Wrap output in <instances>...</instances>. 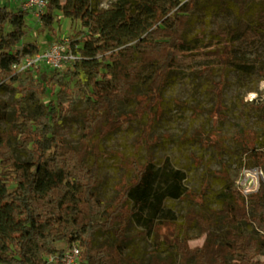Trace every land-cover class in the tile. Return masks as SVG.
Segmentation results:
<instances>
[{
    "label": "trees",
    "instance_id": "16d2710c",
    "mask_svg": "<svg viewBox=\"0 0 264 264\" xmlns=\"http://www.w3.org/2000/svg\"><path fill=\"white\" fill-rule=\"evenodd\" d=\"M237 2L244 15L254 0ZM198 3L115 0L107 7H94L91 0H48L43 24L51 27L59 11L79 20L84 28L81 38L71 42L78 46L75 51L80 59L65 72L58 70L48 77L42 71L41 80L29 85L19 82V74L40 67L25 71L14 67L27 54L26 49L17 48L27 34L25 11L15 12L0 5V88L15 92L11 101L0 99V120L10 122L7 129H0V264H48L44 254L50 252L62 264L65 250L56 247L57 241L80 246L79 264H139L124 252L132 219L148 232L162 231L165 242L179 254L180 264H264L260 258L264 180L250 194L252 211L246 214L258 234L245 235L234 243L231 262L212 258L202 247H192L182 236L175 213L166 207L168 199L180 198L186 191L183 170L158 167L151 154L144 161L132 155L125 162L132 175L122 178L111 205L95 192L101 183L102 139L123 124L119 115L122 104L137 99L149 112L162 100L177 57L190 53L185 34ZM255 20L264 30V6L255 11ZM31 46L37 51V45ZM230 52L226 46L211 54L227 64ZM149 68L153 71L146 92L136 94L134 88ZM78 77L86 80L90 89L87 104L79 112V140L72 145L56 126L75 114L70 84ZM35 93L50 98L43 110L32 113L27 103ZM215 93L214 115L220 119L224 110L221 82L216 83ZM15 150L26 158H20ZM103 212L105 220L96 221ZM99 229L113 230L116 240L95 245L94 234ZM172 262L170 257L153 255L148 264Z\"/></svg>",
    "mask_w": 264,
    "mask_h": 264
},
{
    "label": "rangeland",
    "instance_id": "374dc122",
    "mask_svg": "<svg viewBox=\"0 0 264 264\" xmlns=\"http://www.w3.org/2000/svg\"><path fill=\"white\" fill-rule=\"evenodd\" d=\"M21 1L25 0H0V5L19 12L23 10ZM91 1L94 7H107L115 0ZM263 6L262 0H254L241 15L237 0H199L185 34L190 53L177 57L162 100L149 112L137 99L122 104L119 115L123 124L100 144L101 183L95 191L99 198L111 205L122 178L132 175L126 159L136 155L144 161L151 154L158 167L170 166L185 172V193L166 202L176 215L182 236L192 247H202L212 258L222 257L228 262L232 261V249L240 237L258 234L246 214L252 211L249 196L257 190L258 182L250 171L258 168L262 172L259 180L264 179V30L257 27L255 20V11ZM23 11L27 34L17 48L26 49L24 58L43 53L54 42L75 43L82 36L80 21L59 11L51 27L43 24L42 15L35 10ZM31 44L37 45V51ZM226 46L231 48L227 64L211 54ZM76 47L72 44L74 50ZM74 64L68 63L64 72ZM39 67L20 73L19 82L38 83L42 71L48 77L58 72ZM152 71L149 68L143 81L135 86L136 94L146 92ZM218 82L224 95L220 119L214 115ZM70 88L75 114L63 118L56 131L76 145L82 126L79 112L87 104L90 86L78 77ZM14 98L13 90L0 88V99ZM49 98L48 94L35 93L27 108L37 113ZM9 124L6 119L0 120V129H7ZM10 144L14 145L12 141ZM15 153L26 158L21 151ZM93 159L91 154L90 163ZM105 217L103 212L95 220L102 222ZM126 234L130 239L124 252L139 264H148L153 255L170 257L172 264H180L179 254L165 242L162 231L148 232L132 219ZM115 240L113 230L99 229L94 234L95 245ZM68 246L65 241L56 242L58 249ZM44 258L48 264H60L54 252L44 254ZM260 258L264 259V244Z\"/></svg>",
    "mask_w": 264,
    "mask_h": 264
},
{
    "label": "built area",
    "instance_id": "2783aa9c",
    "mask_svg": "<svg viewBox=\"0 0 264 264\" xmlns=\"http://www.w3.org/2000/svg\"><path fill=\"white\" fill-rule=\"evenodd\" d=\"M48 4V0H25L22 2V9L35 10L38 16L43 15ZM80 59V55L72 48L70 40L54 42L51 47L43 53H37L32 57L24 58L21 62L15 63L14 67L17 71H25L26 69L37 68L39 66L49 67L55 70H63L68 63L76 62ZM257 178V189L261 180L259 177L262 172L256 168L250 171ZM81 249L78 244H72L64 251L62 264H79Z\"/></svg>",
    "mask_w": 264,
    "mask_h": 264
},
{
    "label": "crops",
    "instance_id": "0c3cea01",
    "mask_svg": "<svg viewBox=\"0 0 264 264\" xmlns=\"http://www.w3.org/2000/svg\"><path fill=\"white\" fill-rule=\"evenodd\" d=\"M21 2H23V1H21Z\"/></svg>",
    "mask_w": 264,
    "mask_h": 264
}]
</instances>
